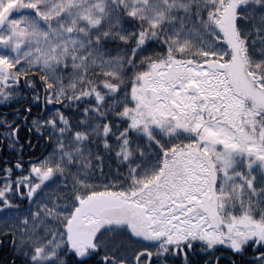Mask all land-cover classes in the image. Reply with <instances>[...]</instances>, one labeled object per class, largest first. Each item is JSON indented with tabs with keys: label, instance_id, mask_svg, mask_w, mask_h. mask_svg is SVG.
<instances>
[{
	"label": "trees",
	"instance_id": "16d2710c",
	"mask_svg": "<svg viewBox=\"0 0 264 264\" xmlns=\"http://www.w3.org/2000/svg\"><path fill=\"white\" fill-rule=\"evenodd\" d=\"M228 1L209 4L203 0H190L188 15H180L173 25L167 19L156 32L121 13L118 26L98 23L90 27L83 35L86 47L69 50L62 65L52 69L0 67L8 80L16 79L19 84L13 88L0 87V159H35V166L24 165V174L15 179L11 177L13 171H6L0 163V175H8L15 182H19L20 177L29 176L37 186L32 189L30 199L20 205L17 188L11 187L4 193L7 202L1 203L13 205L10 212L21 215L22 240H17L19 237L12 234L11 229L7 231L2 226L0 234L5 233L3 238L14 242L10 247L14 251L16 243L22 241V264H78V261H83V264H133V258L144 251H148L153 259L158 252L167 251L168 255L164 257L167 264H215L217 258L219 264H264L255 259L258 253L264 252V247H253L261 242L251 234L245 240V234L238 236L226 222L220 220L215 224L213 239L195 237L196 234L191 232L193 227L187 226L184 230L181 219L188 207L184 205L180 214L174 209L171 197L168 214L166 210L163 217L154 212L151 214L152 220L159 217L164 223L162 231L151 230L153 235L140 227V219L132 216V209H129L130 203L137 202V194L133 191L135 175L138 181L149 178L146 184L148 189L153 186L151 192L156 196L166 193L155 185V181L160 182L168 162L186 173L185 164L180 161L188 155V151H195L208 169L212 168L209 165L213 163L212 158L200 152L198 132H193L190 124L185 123L182 130L185 136L174 139L163 138L156 132L145 135L142 133L144 127H133L129 118L135 104L131 99V90L136 81L156 65L172 63L179 67L177 78L183 75L186 68L204 70L202 82H206L209 90L215 91L217 88H210L211 77L208 78V73L212 74L215 70L208 66L215 63L219 67L216 71L226 74L233 56L232 49L223 41L219 26ZM234 31L241 46L244 78L252 91L258 93L242 99L254 119L262 120V126L264 0H241L235 11ZM172 32L176 35L173 36ZM171 83H176V79ZM43 90L46 101L51 102L52 107L46 108L40 116L27 118L23 128L17 131L15 144L11 137L13 127L20 124L19 118H24L27 108L40 113ZM232 94L236 96L233 90ZM215 114L217 122L222 114L219 115V111ZM12 121L17 123L6 128ZM205 121H211L210 116ZM186 135L189 138H185ZM250 138L262 146L255 135H250ZM28 140L29 149L35 144L32 151L25 147ZM36 166H39L38 175L34 174ZM43 176L48 178L37 185ZM218 177L216 171L212 184L215 195L220 183ZM250 179L252 181L253 176ZM251 181L249 193L256 202L257 211H260L264 207L263 179L259 178V174L255 175V187H252ZM205 185L208 186L207 182ZM18 191L23 194L21 187ZM100 194L125 197L121 205L122 215L132 224L130 229L135 236L154 237V241L156 234H164L163 239L153 248L131 237L125 226L120 229L107 227L97 230L95 247L86 257L77 258L72 252L66 253L67 249L57 253L61 248L58 240L74 209L82 200ZM145 197L146 203L152 205L148 202L150 195ZM189 198L183 197L184 200ZM230 205L232 209H227V213H240L241 206L236 200H232ZM111 210L102 211L99 217ZM168 221L172 224L169 232L166 227ZM206 225L203 229L207 230L209 227ZM189 244H192L190 252ZM211 246L215 247L208 250ZM233 248H242L243 251H233ZM175 249L187 251L186 259L174 254ZM39 252L43 257L37 259ZM0 264H16V261L0 260Z\"/></svg>",
	"mask_w": 264,
	"mask_h": 264
},
{
	"label": "rangeland",
	"instance_id": "374dc122",
	"mask_svg": "<svg viewBox=\"0 0 264 264\" xmlns=\"http://www.w3.org/2000/svg\"><path fill=\"white\" fill-rule=\"evenodd\" d=\"M189 1L0 0V67L52 69L64 64L69 50L85 48L83 35L98 23L118 26L120 14L123 13L156 32L167 19L173 25L180 15H188ZM203 1L217 4L222 0ZM240 2L229 0L221 14L220 32L225 45L232 49L233 56L226 74L217 72L219 67L215 63L208 66L215 70L212 74L208 73V78L211 77L210 88L215 86V91L209 90L206 82H202L204 70L186 68L183 75L177 78L176 75H180L179 67L172 63L156 65L141 76L131 90V99L135 104L129 118L133 127H144L142 133L145 135L152 132L160 135L163 131V138L174 139L184 135L182 130L185 123L190 124L192 131L198 132L200 152L211 156L213 161L209 164L212 167L209 170L195 151H188V155L180 161L185 164L186 173L168 162L160 182L155 181V185L166 190V193L161 192V195L156 196L151 192L153 186L148 189L146 184L150 179L141 178L138 181L135 175L133 191L137 194V202L132 201L129 209H132V216L141 220L142 227L162 231L163 221L159 217L152 220L151 214L154 212L163 217L164 210L168 214L171 197L174 199L172 205L179 213L184 205L188 207L181 222L185 225L184 230H187V226L193 227L191 232L196 234L195 237L213 239L215 224L221 220L238 236L245 234V240L249 234L259 239L264 224V207L257 211L256 202L249 193V181L253 175L259 174L264 183V176L260 174L264 169V125L261 126L262 120L254 119L252 111L246 108V102L242 99L258 93L252 91L244 78L241 46L235 37V11ZM172 35L175 36V32ZM5 75L0 68V87L6 82H10L11 87H14L15 81L18 84V80H8ZM175 79L176 83H171ZM167 82L169 84H165ZM191 87L197 89L196 94L189 93ZM232 90L237 97L232 94ZM41 94L43 108H51L52 105L48 107L46 104L49 101H46L45 91ZM198 97L201 100L196 103ZM217 111L222 117L216 122L214 116ZM209 116L213 122L205 121ZM250 135H255L262 146ZM38 170L39 166H36L35 175H38ZM216 171L220 183L215 195L212 184ZM143 194L150 195L148 202L152 205L146 203L147 198ZM181 195L184 199L190 198L184 200ZM217 195L220 196L217 198ZM124 198L122 195L100 194L82 200L66 225L69 252L77 258H84L93 251L99 228L97 216L107 209L122 211ZM232 200L241 206L240 213H227ZM169 223L171 221L166 225L167 232L172 226ZM205 224L209 229H203Z\"/></svg>",
	"mask_w": 264,
	"mask_h": 264
},
{
	"label": "flooded vegetation",
	"instance_id": "af4514ba",
	"mask_svg": "<svg viewBox=\"0 0 264 264\" xmlns=\"http://www.w3.org/2000/svg\"><path fill=\"white\" fill-rule=\"evenodd\" d=\"M17 82L15 81V85L14 87H16ZM10 86V87H9ZM4 87L6 88H13L11 87L10 82H6L4 84ZM45 107V105H44ZM21 110H25V109H21ZM45 112V109L43 108V100L40 99V113H36L34 112V110L32 111L30 108H27L25 110V116L24 118H19L20 119V124L15 125L17 122L16 121H12L11 124L6 125V128H10L13 125H15L12 129V141L17 144L16 141V134L17 131L21 128H23L24 122L27 118L29 117H37L40 116L41 114H43ZM14 114V113H13ZM29 142L30 140H28V142L26 143V149L28 151H32L35 149V144L34 146L29 149ZM2 146V145H1ZM35 159L33 160H20V159H16L14 161L12 160H7V159H0V163L1 165L6 168L7 171H13V175L11 176L13 179L17 178L19 175H23L24 174V165L26 164H33L35 166L34 163ZM22 166V167H21ZM41 179V175L38 176ZM38 177L36 178V180H38ZM10 179V176H4V175H0V226H2V228L4 230H7L8 228L11 229L12 234L15 233V235L17 237H19L17 240H22V236H23V232H22V218L20 213L16 212H10L12 211L11 208H13V205L10 204H1V203H5L7 202L5 200L4 197V193L9 191V189L11 187H15L17 188V199H18V203L20 205V203L22 204L23 202L27 201L30 199L31 196V192L32 189L34 187H37L35 184L32 183V181L30 180L29 176L26 177H20L19 178V182H15L13 179ZM45 176H43L42 181L40 180L39 183L37 185L42 184L45 180ZM31 186V188H30ZM21 187L23 189V191L21 193L23 194H19L20 192L18 191V188ZM33 194V193H32ZM34 195V194H33ZM15 207L17 206V203H15ZM118 209V208H117ZM114 212H108V213H103V215L101 217H99V215L97 216L96 220L97 223L99 225L98 230H105L107 227H113L115 229H120L121 227L125 226L126 227V232L129 233V235L131 237H134L136 239H139L145 243H148L149 245L153 246V248H155L156 244L158 242H160L163 237L164 234H156V239H154V241H152V239L154 237H149L150 239L145 238L144 236L138 237L135 236L134 233L131 232L130 227L132 226L131 223H128V221L124 218V216L122 215V211L120 210H114L112 209ZM113 213V214H111ZM68 223V221H67ZM66 223V225H67ZM142 222L141 220L139 221V225L141 228H144V230L147 232V234L153 235L151 229H149V227L145 229V227H142ZM66 225L63 229V232L61 234V237L59 238L58 242H59V247L60 251L57 252L59 254H61V252L64 249H67L68 251H65L66 253H69V244H68V233L66 231ZM8 231V230H7ZM6 232V231H5ZM3 235L0 234V260H7L9 259L11 262L12 261H16V264H22V260H23V254H22V241H19L16 243V251H14L13 249H11L10 247H12L14 245V242L11 240L6 241L5 238H3L6 234L2 233ZM145 234V232H144ZM258 239V237H257ZM62 241V242H61ZM259 241V239H258ZM61 242V243H60ZM261 242V241H259ZM192 247V244H189ZM5 246V247H4ZM188 252H190L188 250ZM147 255L151 254L148 251H144L141 252L140 254H138L137 256H135V258H133V264H147V258H141V257H146ZM37 259L42 258L43 256L39 253L36 254ZM152 257V256H151Z\"/></svg>",
	"mask_w": 264,
	"mask_h": 264
},
{
	"label": "snow or ice",
	"instance_id": "6c2138e0",
	"mask_svg": "<svg viewBox=\"0 0 264 264\" xmlns=\"http://www.w3.org/2000/svg\"><path fill=\"white\" fill-rule=\"evenodd\" d=\"M160 135H161V137L164 136L163 131H161ZM254 167L255 166H253V168ZM249 170L252 171L253 169H249ZM49 171H51V169H49ZM260 174H261V176H264V169L261 170ZM45 179H47V177H45ZM250 183H251L252 187H255V175H253V179ZM0 210H2V209H0ZM214 247L215 246H211L208 248V250H212V248H214ZM253 247H264V242H261L260 244H255V245H253ZM188 250L189 251L191 250V245H188ZM233 251H243V249L242 248L241 249L233 248ZM174 254L180 255L184 259H186V257H187V251H184L182 249H175ZM167 255H168L167 251H163V252H158L156 254L155 259H153L150 255H147V254H146V257H141V258H147V264H167V261L164 259V257H166ZM255 259L264 262V252L258 253L257 256L255 257ZM78 264H83V261H78ZM215 264H219V258H217V260L215 261Z\"/></svg>",
	"mask_w": 264,
	"mask_h": 264
},
{
	"label": "water",
	"instance_id": "95a60500",
	"mask_svg": "<svg viewBox=\"0 0 264 264\" xmlns=\"http://www.w3.org/2000/svg\"><path fill=\"white\" fill-rule=\"evenodd\" d=\"M189 93H196V89L194 87L189 88ZM200 100H201L200 97H198L196 99L197 102H200ZM46 104H47L48 107H50L52 105L51 102H47ZM259 241L264 242V226L260 230Z\"/></svg>",
	"mask_w": 264,
	"mask_h": 264
}]
</instances>
